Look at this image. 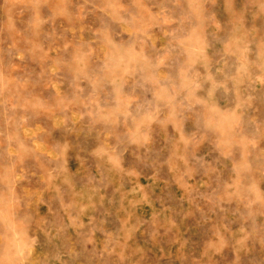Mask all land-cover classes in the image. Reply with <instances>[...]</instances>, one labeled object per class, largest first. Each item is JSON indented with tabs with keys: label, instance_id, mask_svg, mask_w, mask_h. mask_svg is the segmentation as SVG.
Returning <instances> with one entry per match:
<instances>
[{
	"label": "rangeland",
	"instance_id": "rangeland-1",
	"mask_svg": "<svg viewBox=\"0 0 264 264\" xmlns=\"http://www.w3.org/2000/svg\"><path fill=\"white\" fill-rule=\"evenodd\" d=\"M0 264H264V0H0Z\"/></svg>",
	"mask_w": 264,
	"mask_h": 264
}]
</instances>
